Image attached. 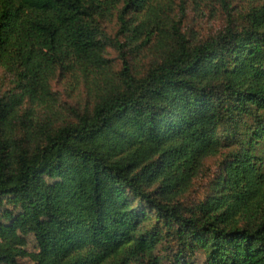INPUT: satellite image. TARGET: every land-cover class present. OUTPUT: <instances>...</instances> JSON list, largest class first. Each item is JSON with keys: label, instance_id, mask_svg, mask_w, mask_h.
<instances>
[{"label": "trees", "instance_id": "1", "mask_svg": "<svg viewBox=\"0 0 264 264\" xmlns=\"http://www.w3.org/2000/svg\"><path fill=\"white\" fill-rule=\"evenodd\" d=\"M3 197L37 264H264V0H0Z\"/></svg>", "mask_w": 264, "mask_h": 264}, {"label": "rangeland", "instance_id": "2", "mask_svg": "<svg viewBox=\"0 0 264 264\" xmlns=\"http://www.w3.org/2000/svg\"><path fill=\"white\" fill-rule=\"evenodd\" d=\"M239 1V0H236ZM243 5L241 2L235 3ZM222 21L216 20V22L205 24V32L211 29L217 28L221 25ZM58 89L62 91V87L58 86ZM38 184L48 192L55 196H66L64 189V183L62 179H53L47 174L40 177ZM40 227L48 235H53L55 227L47 219H41L39 222ZM35 223L31 221L25 211L22 209L21 204L14 197L0 198V235L1 238L22 250L25 251V255L19 257L15 261L3 260L0 264H37L39 263L40 249L35 237ZM202 264V260L200 263Z\"/></svg>", "mask_w": 264, "mask_h": 264}]
</instances>
